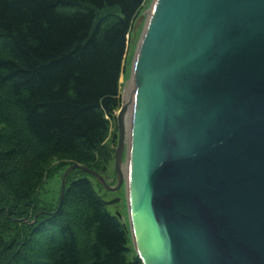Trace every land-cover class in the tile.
<instances>
[{
	"label": "water",
	"instance_id": "obj_1",
	"mask_svg": "<svg viewBox=\"0 0 264 264\" xmlns=\"http://www.w3.org/2000/svg\"><path fill=\"white\" fill-rule=\"evenodd\" d=\"M142 21L117 182L73 162L58 207L78 167L125 181L142 264H264V0H153Z\"/></svg>",
	"mask_w": 264,
	"mask_h": 264
},
{
	"label": "trees",
	"instance_id": "obj_2",
	"mask_svg": "<svg viewBox=\"0 0 264 264\" xmlns=\"http://www.w3.org/2000/svg\"><path fill=\"white\" fill-rule=\"evenodd\" d=\"M143 1L0 0V264H142L86 171L35 197L55 160L105 168Z\"/></svg>",
	"mask_w": 264,
	"mask_h": 264
},
{
	"label": "rangeland",
	"instance_id": "obj_3",
	"mask_svg": "<svg viewBox=\"0 0 264 264\" xmlns=\"http://www.w3.org/2000/svg\"><path fill=\"white\" fill-rule=\"evenodd\" d=\"M152 1L153 0L143 1L142 7L139 11V15L141 13H144L146 16L147 10L150 8ZM141 32H142V22H140L136 28L134 27L131 28L129 39L127 38L128 40L127 50L122 62V70L119 78V90L121 94V101L127 100V98H129V87H131L130 83L132 84L131 73L133 68V60ZM117 110L118 109L115 110V120L111 124L110 127L111 130L107 140V144L108 147L111 149V153L106 162L105 168L98 169L106 177L107 182L112 185H115L117 182L116 171L114 168V151L116 149L118 142V126L116 120ZM69 163L70 162L64 160L53 161V163L49 168V174L45 179V181L41 184L40 188L38 189L37 196L35 197L39 202V204H41L42 206H52V207L56 205L61 189V176L65 168L69 165ZM122 164H123V169L125 170L127 167L126 145L122 154ZM80 174H81V170L74 169L71 172H69V176H67V180L68 178H74L76 176H79ZM90 179L93 182L94 187L97 190L98 194H100V196H102L106 200L113 199L116 196L119 197L118 201L106 203V206L114 214H117L119 212L120 213L119 218L126 224L128 228L129 227L128 205L126 198L127 194H126L125 181L120 185L119 188L107 189L103 187L102 184L99 183V181L95 177L90 175Z\"/></svg>",
	"mask_w": 264,
	"mask_h": 264
},
{
	"label": "bare ground",
	"instance_id": "obj_4",
	"mask_svg": "<svg viewBox=\"0 0 264 264\" xmlns=\"http://www.w3.org/2000/svg\"><path fill=\"white\" fill-rule=\"evenodd\" d=\"M130 86H131V83H130ZM130 88H131V87H129V93H130ZM129 95H130V94H129ZM127 99H128V98H127ZM127 123H128V121H127V118H126V119H125V128H126V129H128V128H127ZM126 137H127V136H126Z\"/></svg>",
	"mask_w": 264,
	"mask_h": 264
}]
</instances>
